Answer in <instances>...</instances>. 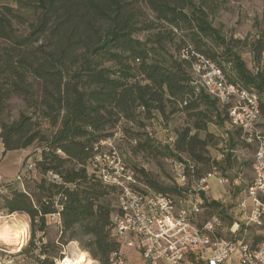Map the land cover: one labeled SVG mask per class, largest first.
Segmentation results:
<instances>
[{
	"label": "trees",
	"instance_id": "obj_1",
	"mask_svg": "<svg viewBox=\"0 0 264 264\" xmlns=\"http://www.w3.org/2000/svg\"><path fill=\"white\" fill-rule=\"evenodd\" d=\"M216 4V0H17L16 7H0L4 153L38 149L34 167L22 175L23 187L0 183V213L29 217L30 239L21 255L34 264H56L64 258L62 248L78 241L98 264H111L120 249L112 232L118 190L92 171L90 162L100 142L123 120L144 127L155 111L166 121L175 115L183 119L167 148L149 135H137L131 147L135 153L172 154L185 163L184 187L177 182L174 187L162 186L143 168L137 169L141 181L133 169L155 192L179 199L188 193L191 180L196 185L216 168L225 171L233 166L232 152L222 159L208 152L216 139L209 124H230V105L196 90L192 59L179 54L186 48L204 55L231 83L254 90L264 118V24L243 38H228L212 22ZM244 49L252 66L242 55ZM14 96L23 99L26 109L16 118L2 119ZM227 135L232 149L244 142L237 126L230 125ZM49 172L60 180L49 179ZM201 194L204 206L221 205ZM54 213L60 214L58 238L45 241Z\"/></svg>",
	"mask_w": 264,
	"mask_h": 264
},
{
	"label": "built area",
	"instance_id": "obj_2",
	"mask_svg": "<svg viewBox=\"0 0 264 264\" xmlns=\"http://www.w3.org/2000/svg\"><path fill=\"white\" fill-rule=\"evenodd\" d=\"M179 57L192 59L191 74L196 90H203L219 104H229L230 125L241 129V139L256 146L253 159L254 179L248 187V198L239 206L245 216V225L262 224L264 218V132L259 128L261 119L259 96L254 90L231 83L222 69L210 58L182 49ZM171 136L167 142L172 143ZM34 162L17 175L21 186L22 175L32 169ZM105 183L114 185L116 212L112 216L113 236L120 244L111 264H264V239L247 241L238 238L239 223L228 228L232 238L222 235L223 221L212 216L199 224L198 216L204 209L210 181L216 178L229 184V178L213 171L197 180L188 193L175 197L155 192L140 182L132 168L125 165L117 151L98 153L91 162ZM174 178L180 186H187L185 163L175 161ZM49 179L60 180L49 172ZM206 196V195H205ZM207 198V196H206ZM208 199V198H207ZM50 221L60 225V214L50 215ZM134 253L141 260L133 259ZM64 259L56 264H66Z\"/></svg>",
	"mask_w": 264,
	"mask_h": 264
},
{
	"label": "rangeland",
	"instance_id": "obj_3",
	"mask_svg": "<svg viewBox=\"0 0 264 264\" xmlns=\"http://www.w3.org/2000/svg\"><path fill=\"white\" fill-rule=\"evenodd\" d=\"M217 11L211 14L213 24L220 28L223 34L229 37H245L247 34L256 30L257 24H264V0H216ZM3 5L17 6V0H0V7ZM26 27H22L25 30ZM143 36V34H141ZM0 44H4L0 41ZM243 57L253 65L251 55L248 49L242 51ZM26 109L25 102L19 96H14L9 101L8 111L1 117L7 119L9 117L16 118L20 112ZM145 126L139 127L137 124H126L125 120L120 122L114 129V134L100 142L98 153H109L117 151L121 160L132 169H136L137 175L141 181H144L143 175L137 169H145L148 171L162 186H175V178L173 165L177 158L172 156H163L161 154L151 155L144 152L135 153L132 151V145H135V137L138 135L145 138L147 135L160 146L167 148L168 140L174 135L177 127L181 126L183 119L179 116H172L166 121L159 112L155 111L151 119L144 120ZM259 128L264 132V118L261 117L258 123ZM228 122L223 127L215 123L209 124V129L214 134L215 143L208 146L209 155L213 158L222 159L228 153L236 155V160L231 168L225 171L216 168L221 175L228 177L230 183L221 185L219 188L210 187L205 193L209 201L216 200L221 203L219 207L205 206L200 215L198 222L201 224L212 216L219 217L225 226L222 235L226 238H232V233L228 228L232 227L236 222L239 223L240 232L238 238H245L247 241H260L264 239V218L262 224L251 223L245 225V216L239 206V202L243 198H248V187L254 179L253 159L256 146L248 144L245 141L239 142L233 149L229 146V138L227 135ZM140 134L142 136H140ZM204 134V133H201ZM38 149L31 146L25 150H11L4 155V149L0 146V167L7 166L8 172L21 173L36 157ZM186 158V155H182ZM18 157L22 159L21 168L19 166ZM92 162V161H91ZM90 162V166H91ZM20 169V170H19ZM215 169V168H214ZM18 173V174H19ZM17 174V175H18ZM10 180L4 179L0 175V183L12 184L14 187H22L20 180L16 177ZM195 182L191 180V185ZM175 195L178 193L171 192ZM224 214H222V212ZM15 222L27 223L28 228L25 234L15 243H8L0 240V264H34L30 258L20 254L22 248L28 244L30 239L29 217L25 213H0V230L10 226ZM59 228L56 223L50 224L48 239L56 240L58 238ZM64 258L66 256L73 257L76 252L84 251L78 241H70L62 248ZM85 252V251H84ZM63 259V258H62ZM61 260V259H58ZM89 264H98L94 260Z\"/></svg>",
	"mask_w": 264,
	"mask_h": 264
},
{
	"label": "bare ground",
	"instance_id": "obj_4",
	"mask_svg": "<svg viewBox=\"0 0 264 264\" xmlns=\"http://www.w3.org/2000/svg\"><path fill=\"white\" fill-rule=\"evenodd\" d=\"M27 228V223L15 222L3 230H0V240L8 243H15L21 239ZM92 261L93 259L84 251H78L73 257L66 256L64 259L66 264H89Z\"/></svg>",
	"mask_w": 264,
	"mask_h": 264
},
{
	"label": "crops",
	"instance_id": "obj_5",
	"mask_svg": "<svg viewBox=\"0 0 264 264\" xmlns=\"http://www.w3.org/2000/svg\"><path fill=\"white\" fill-rule=\"evenodd\" d=\"M228 128H230V127H228ZM1 131V130H0ZM0 146H2V148L4 149V151H5V148H4V145H3V143H2V141H1V138H0ZM22 151V150H21ZM9 152V151H8ZM7 153V152H6ZM6 153H4V155L6 154ZM18 162H19V166H20V168H21V164H22V159L21 158H19L18 157ZM7 166H4V167H0V175L4 178V179H6V180H10V179H13L18 173H19V171L18 172H16L15 174L14 173H11V172H8V170H7V168H6ZM20 170V169H19ZM221 185H223L224 186V184H221L216 178H212L211 179V181H210V187L212 186L213 188L214 187H216V188H219ZM133 259L134 260H136V261H139V260H141V257L138 255V254H136V253H134V255H133ZM94 261V260H93Z\"/></svg>",
	"mask_w": 264,
	"mask_h": 264
}]
</instances>
